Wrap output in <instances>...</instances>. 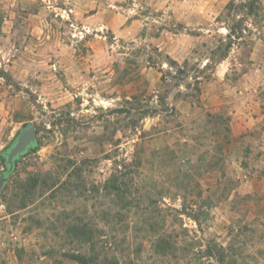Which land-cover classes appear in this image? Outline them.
Segmentation results:
<instances>
[{
	"label": "rangeland",
	"instance_id": "obj_1",
	"mask_svg": "<svg viewBox=\"0 0 264 264\" xmlns=\"http://www.w3.org/2000/svg\"><path fill=\"white\" fill-rule=\"evenodd\" d=\"M253 64L264 0H0V152L37 131L0 264H264V122L232 134Z\"/></svg>",
	"mask_w": 264,
	"mask_h": 264
},
{
	"label": "crops",
	"instance_id": "obj_2",
	"mask_svg": "<svg viewBox=\"0 0 264 264\" xmlns=\"http://www.w3.org/2000/svg\"><path fill=\"white\" fill-rule=\"evenodd\" d=\"M253 68H250V71L244 73V77H246L250 72L254 70L264 71V64H259L255 68V64H253ZM252 80V78H249ZM247 83V81H246ZM262 83L264 84V79H262ZM240 103H243V107H239L237 113V120L235 121V125L232 126V134L236 137L247 138L253 132V125L256 121L261 120L264 122V107L262 109L259 108V100L253 99L251 93L245 91V93L238 98ZM262 141L260 142L262 149L264 150V129L261 132Z\"/></svg>",
	"mask_w": 264,
	"mask_h": 264
},
{
	"label": "water",
	"instance_id": "obj_3",
	"mask_svg": "<svg viewBox=\"0 0 264 264\" xmlns=\"http://www.w3.org/2000/svg\"><path fill=\"white\" fill-rule=\"evenodd\" d=\"M37 143V131L31 123L21 127L18 134L14 137L7 150L2 151L7 171L11 172L14 168L15 159L21 156ZM5 172L0 173V180L4 178Z\"/></svg>",
	"mask_w": 264,
	"mask_h": 264
},
{
	"label": "trees",
	"instance_id": "obj_4",
	"mask_svg": "<svg viewBox=\"0 0 264 264\" xmlns=\"http://www.w3.org/2000/svg\"><path fill=\"white\" fill-rule=\"evenodd\" d=\"M229 47H230V45H227L226 49H228ZM33 147H34V146H32L31 148H33ZM31 148H30V149H31ZM27 151H28V150H27ZM0 154H2V151L0 152ZM2 156H3V154H2ZM3 157H4V156H3ZM18 157H19V156H18ZM18 157H17V158H18ZM17 158H16V159H17ZM16 159H15V160H16ZM4 163H5V162H4ZM5 165H6V164H5ZM9 173H10V172L7 171V166H6L5 176H7Z\"/></svg>",
	"mask_w": 264,
	"mask_h": 264
}]
</instances>
